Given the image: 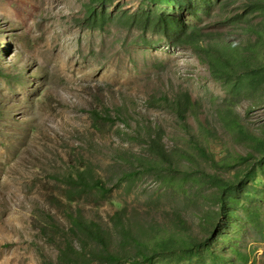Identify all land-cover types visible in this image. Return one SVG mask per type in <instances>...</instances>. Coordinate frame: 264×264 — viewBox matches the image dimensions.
Wrapping results in <instances>:
<instances>
[{
	"label": "rangeland",
	"instance_id": "rangeland-1",
	"mask_svg": "<svg viewBox=\"0 0 264 264\" xmlns=\"http://www.w3.org/2000/svg\"><path fill=\"white\" fill-rule=\"evenodd\" d=\"M88 2L0 0V264H107L76 216L111 230L117 264H264V175L239 159L260 156L254 138L264 137V0H195V11L109 0L102 29L87 18ZM147 12L220 32L252 66L217 78L195 47L118 21ZM182 90L202 104L189 132L176 113L149 105ZM231 111L250 137L231 124ZM206 121L221 137L207 144L209 157L191 142ZM150 123L183 155L179 171L127 159L154 157ZM117 212L142 233L179 214L208 247L143 260L123 239Z\"/></svg>",
	"mask_w": 264,
	"mask_h": 264
},
{
	"label": "trees",
	"instance_id": "trees-1",
	"mask_svg": "<svg viewBox=\"0 0 264 264\" xmlns=\"http://www.w3.org/2000/svg\"><path fill=\"white\" fill-rule=\"evenodd\" d=\"M109 0H89L85 5L87 18L93 27L104 28L108 23L110 16L101 11V8ZM151 4H160L172 6L177 10L195 11L197 6L195 0H143ZM207 5H212L213 0H201ZM119 23L127 27H136L143 34L159 33L166 39L179 46H190L200 50L205 55L212 73L217 78H230L240 76V72L245 67H251L252 61L246 58L239 46L231 42L227 45L221 42L222 34L220 32L205 31L200 26L190 25L185 19L177 15L154 14V13H124L119 16ZM152 107H166L176 113L181 121V125L186 132L190 131V125L187 122L189 116H198L202 111V104L195 100L190 91H179L174 99L169 97L153 98L149 100ZM231 113H233L231 111ZM231 124L239 133L248 136L239 116L233 113L228 116ZM149 148L154 155L153 158L134 155L127 158L135 161L147 170L167 169L177 172L180 170V162L183 155L171 152L164 143V131L159 125L150 123L147 125ZM250 137V136H248ZM221 140L217 131L208 121L200 126V131L192 143L203 155L209 157L208 143ZM260 147L261 154L258 157L252 152L245 156H240L242 161H254V165L264 175V137L254 138ZM95 185L104 188L101 181H96ZM234 183H221L220 189V207L227 210V198L223 195L233 188ZM75 224L82 231L87 233L92 239L97 241L103 248L106 255L107 264H117L119 261L118 252L112 248V232L104 227L98 220L91 219L86 221L76 216ZM115 221L118 223L119 230L123 239L136 249L143 260L152 259L155 256L166 255L169 253H180L186 257H193L199 253L203 247H208V238H200L195 233L193 227L181 215L175 214L167 216L161 225L148 228L144 233L135 230L132 226L124 222L121 212L115 215Z\"/></svg>",
	"mask_w": 264,
	"mask_h": 264
}]
</instances>
